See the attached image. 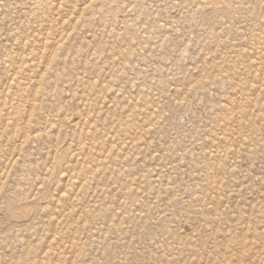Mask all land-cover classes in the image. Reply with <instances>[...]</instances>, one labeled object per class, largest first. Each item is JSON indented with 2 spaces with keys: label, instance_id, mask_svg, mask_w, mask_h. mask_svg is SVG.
<instances>
[{
  "label": "rangeland",
  "instance_id": "1",
  "mask_svg": "<svg viewBox=\"0 0 264 264\" xmlns=\"http://www.w3.org/2000/svg\"><path fill=\"white\" fill-rule=\"evenodd\" d=\"M0 264H264V0H0Z\"/></svg>",
  "mask_w": 264,
  "mask_h": 264
}]
</instances>
